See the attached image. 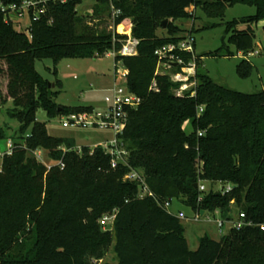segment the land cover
Instances as JSON below:
<instances>
[{
  "label": "trees",
  "instance_id": "trees-1",
  "mask_svg": "<svg viewBox=\"0 0 264 264\" xmlns=\"http://www.w3.org/2000/svg\"><path fill=\"white\" fill-rule=\"evenodd\" d=\"M81 2H48L27 31L0 14V107L11 101L6 113L18 122V140L0 157V264H97L110 246L115 264H264L259 227L264 224V90L244 93L216 83L197 56L195 86L178 95L182 82L171 74L157 75L158 89L149 90L157 64L154 50L185 38L173 21L190 17L189 7L213 18L237 3L256 8L253 15L227 22L221 46L210 54L229 57L234 54L229 45L236 53L253 50L254 23L263 21L264 33V0H95L91 16L101 21L112 16L111 7L120 11L112 30L89 25L76 10ZM125 18L133 22L139 43L135 56L118 58L128 69V88L142 103L129 109L119 136L129 152L128 165L111 168L100 146L92 152L82 146L78 152L72 139L49 135L46 123L36 120L38 109L52 118L92 108L57 104L59 91L49 95L34 61L51 58L56 65L62 58H99L118 50L124 35L116 28ZM165 19V34L159 35ZM252 69L244 58L236 66L243 78ZM186 121L190 131L183 127ZM40 150L47 151L50 168L36 157ZM60 160L62 168L56 164ZM130 168L143 173L154 197L137 196L138 184L123 179ZM199 180L233 188L200 192ZM166 200L198 212L218 211L225 219L232 218L234 205L253 225L230 228L219 240L204 234L190 250L181 219L158 204ZM112 211L113 224L104 229L99 219Z\"/></svg>",
  "mask_w": 264,
  "mask_h": 264
},
{
  "label": "rangeland",
  "instance_id": "rangeland-1",
  "mask_svg": "<svg viewBox=\"0 0 264 264\" xmlns=\"http://www.w3.org/2000/svg\"><path fill=\"white\" fill-rule=\"evenodd\" d=\"M95 0H83L76 6L80 15L86 17L89 25L94 28L112 30L113 16L107 17L101 21L92 15V7ZM112 9V7H111ZM113 10V9H112ZM191 12L190 17L185 19H176V24L181 30L183 37L193 36L195 55L199 58L198 62L202 69L218 84L227 86L233 90L253 93L264 90V33L262 30L263 21H258L252 25L255 33L253 40V50L247 54L236 53L232 45H229L233 51L232 56H211L210 54L217 50L225 34L226 23L234 18H240L255 14L256 8L251 5L234 4L226 7L223 17H209L201 8H188ZM16 27L21 31H26L29 25V18L14 17ZM240 29L245 25L239 24ZM117 32L122 30L117 28ZM159 35H164L165 30H158ZM228 36V35H227ZM247 59L253 65V69L248 77H240L236 72L237 64ZM123 67V61L115 58L108 51L99 58H62L56 65L51 58L35 59L34 67L36 71L48 82L53 84L50 87L52 91H59L54 97V101L66 107H91L94 112H105L107 103L104 97L108 94V89L114 84V65ZM56 70H55V69ZM59 82L57 87L54 84ZM11 101L0 107V127L5 130V137L0 139V157L8 151L7 142L18 140L17 129L18 122L8 117L6 110L10 108ZM91 110V111H92ZM73 113V112H70ZM66 114H59L48 118L43 109L36 111V120L46 123V130L49 135L54 137L70 138L74 141L76 147L88 146L94 147L114 139V132L111 129L100 128L97 126L86 127L77 125L63 126L62 121ZM186 131L191 130V124L186 121L183 125ZM39 157L47 164H52L48 158L47 151L40 150ZM206 189L219 190L223 184L205 182ZM180 209L185 218H180L184 226V236L187 239L190 250H196L199 238L207 233L213 239L219 240L222 235L227 234L230 224L225 222L221 228L216 226L213 219L207 220L200 218L194 220L193 212L190 207L173 200L170 212L177 214ZM232 215L237 213V208L232 206ZM215 217H219L216 213ZM224 219V218H222ZM115 264L117 262L113 247L110 246L105 257L97 262Z\"/></svg>",
  "mask_w": 264,
  "mask_h": 264
},
{
  "label": "built area",
  "instance_id": "built-area-1",
  "mask_svg": "<svg viewBox=\"0 0 264 264\" xmlns=\"http://www.w3.org/2000/svg\"><path fill=\"white\" fill-rule=\"evenodd\" d=\"M50 1L64 3L67 0H20L19 2L4 3L0 1V14L3 15L5 21L15 22L14 17H23L26 15L29 18V25L32 20H37L46 11V4ZM83 1V0H82ZM112 16L119 14V10H115L112 7ZM27 27V30L29 28ZM122 25V32L119 33L124 35L121 40V46L118 50L113 49L110 52L115 58L118 57H129L135 56L137 54V46L139 40L132 35L133 22L129 18H125L121 21L119 26ZM118 26V27H119ZM113 28V25L111 26ZM117 27V28H118ZM116 28V30H117ZM26 30V31H27ZM194 38L193 36H188L177 43L168 42L154 50V55L157 58L156 69L154 72V78L152 79L149 90H157L158 85L156 81L157 75H172L175 81L182 82V85L176 90L178 95H181L184 90L195 86V72H196V55L194 50ZM182 52L191 54L189 60H185L181 55ZM173 68H178L179 70L173 72ZM128 69L123 64L120 68L117 63L114 65L113 77L114 84L108 89V94L104 97V101L107 103L105 112H94L92 111H81L66 114V118L62 121L63 126L77 125L93 127L97 126L100 128L111 129L114 132V139L110 142H105L103 144L97 145L104 149L110 157V167L116 168L119 165L127 166L128 150L124 147L123 143L120 141L119 136L123 133L128 120L129 109H136L142 103V97L130 91L127 85ZM192 78L193 80H190ZM192 96L195 95V91H192ZM203 111V106L200 105L197 109V115L199 116ZM198 135H202V131L198 132ZM8 151L11 152L12 141L7 142ZM90 148L92 152L93 148ZM78 152H81V147H76ZM65 150V148H63ZM39 151L35 152L36 157L40 160ZM47 168L53 164H47L42 161ZM62 168L64 165L62 161L56 162ZM124 180L135 182L138 184L139 191L137 196L139 198L143 197H154L153 192L149 189L145 177L142 172L130 168V170L124 175ZM205 181L199 180L198 190L203 192L206 190ZM218 184H223L222 182H216ZM233 186L229 183L223 184L219 190L222 193L229 192ZM201 197H199V200ZM233 202V201H232ZM164 209L170 212L171 201L166 200L163 203L158 201ZM214 213H205L204 211L193 212V219L198 220L201 217L207 220L213 219L218 228H221L225 222L230 224V228L240 229L244 226H252L253 222L251 220L245 219L244 212H237L235 217L231 219H222L221 217H215ZM178 218H185L182 211H178L175 214ZM115 218V211L107 212L102 215L99 219V223L104 229L111 228ZM260 229L264 231V224L259 225Z\"/></svg>",
  "mask_w": 264,
  "mask_h": 264
},
{
  "label": "water",
  "instance_id": "water-1",
  "mask_svg": "<svg viewBox=\"0 0 264 264\" xmlns=\"http://www.w3.org/2000/svg\"><path fill=\"white\" fill-rule=\"evenodd\" d=\"M167 23H168V20H167V19L163 20V21L161 22V26H160V27H161L162 29H165V28L167 27ZM48 86H49V95H50V92H51L50 87L53 86V84L48 83ZM195 186H196V185H195Z\"/></svg>",
  "mask_w": 264,
  "mask_h": 264
},
{
  "label": "crops",
  "instance_id": "crops-1",
  "mask_svg": "<svg viewBox=\"0 0 264 264\" xmlns=\"http://www.w3.org/2000/svg\"><path fill=\"white\" fill-rule=\"evenodd\" d=\"M240 53H241V52H239V54H240ZM178 211H181V210L178 209L177 212H178ZM171 213L175 215V213H174L173 211H171ZM217 214L219 215V217L224 218V217H222V216L220 215L219 212H217ZM232 214H233V213H231V216H232V217H235L237 213H236L235 215H232ZM224 219H225V218H224ZM216 226H217V225H216ZM229 229H230V226H229L228 230H229ZM204 234H207V233H204ZM204 234H203V235H204ZM209 236H210V235H209ZM210 237H211V236H210ZM211 238H212V237H211ZM186 240H187V239H186Z\"/></svg>",
  "mask_w": 264,
  "mask_h": 264
},
{
  "label": "bare ground",
  "instance_id": "bare-ground-1",
  "mask_svg": "<svg viewBox=\"0 0 264 264\" xmlns=\"http://www.w3.org/2000/svg\"><path fill=\"white\" fill-rule=\"evenodd\" d=\"M119 29H120V30H122V29H123V26H122V25H120V26H119Z\"/></svg>",
  "mask_w": 264,
  "mask_h": 264
}]
</instances>
